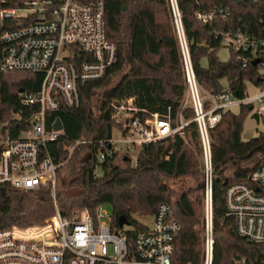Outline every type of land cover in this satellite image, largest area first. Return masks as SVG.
Wrapping results in <instances>:
<instances>
[{
  "label": "trees",
  "instance_id": "1",
  "mask_svg": "<svg viewBox=\"0 0 264 264\" xmlns=\"http://www.w3.org/2000/svg\"><path fill=\"white\" fill-rule=\"evenodd\" d=\"M23 0H0L1 6H18ZM192 67L199 85L218 92L226 83L238 97L246 94L249 81L260 84L259 65L244 66L230 52L226 61L219 60L218 40L210 27L197 21L195 11L215 5H229L233 20L240 18L252 32L264 4L247 5L235 0H177ZM105 34L116 46V60L103 78L79 85L80 104L46 114V126L60 119L62 132L46 144L58 171H66L75 185L73 191H55L59 212L72 217L87 209L95 214L101 204L111 208L110 225L118 227L119 216H125L136 229L143 228L134 215H152L160 203H168L180 224L171 254L172 264H203L204 212L203 163L197 125L190 121L193 110L184 105L186 89L181 51L173 25L168 0H104ZM8 25L0 23V33ZM2 43L0 41V57ZM205 59V64H203ZM117 75L109 92L96 97L95 90ZM43 73L0 71V153L6 136L18 138L31 127L29 119L37 104L25 105L20 91L34 93ZM129 110L127 111V109ZM143 115L158 113L169 116L176 127L181 115L189 121L181 133L175 132L157 141L143 144L135 157L123 164L114 157L99 164L94 175L99 140L108 138L118 125V110ZM251 105L225 111L209 129L212 162V233L211 264H232L239 257L244 264H264V243L248 240L236 233L234 217L228 213L224 191L230 183L246 181L249 172L264 161L263 129L243 140V122ZM256 119L259 116L252 114ZM78 139L91 140L76 147L71 157L67 147ZM244 169V170H243ZM66 180H62L65 183ZM55 212L49 186L20 190L0 182V229L13 225L24 227L41 224Z\"/></svg>",
  "mask_w": 264,
  "mask_h": 264
},
{
  "label": "built area",
  "instance_id": "2",
  "mask_svg": "<svg viewBox=\"0 0 264 264\" xmlns=\"http://www.w3.org/2000/svg\"><path fill=\"white\" fill-rule=\"evenodd\" d=\"M247 5L264 4V0H235ZM184 70L186 89L184 105L193 110L202 149L204 194V259L212 263V162L209 129L225 111L258 102L256 114L264 117V12L252 32L240 18L233 20L229 5H215L195 11L197 21L210 27L219 47L236 54L244 66L259 59V92L238 97L228 86L220 91L204 90L196 80L182 15L177 0H168ZM104 0H23L18 6H1L0 23L8 25L0 33L2 43L0 71L43 73L34 93L20 91L25 105L37 104L31 115V127L18 138L6 136L0 153V182L20 190L49 186L55 212L41 224L10 226L0 229V264H172L171 254L180 224L168 203H160L152 224L136 229L131 224L112 228L110 215L98 207L95 214L87 209L72 217L63 216L55 200V164L46 151L48 141L62 130L48 129L46 114L80 104L79 85L101 79L116 60V46L106 38ZM129 108L127 109V111ZM118 110V125L111 135L99 140L94 175L99 164L114 157L116 161L131 157L146 143L165 138L181 130L189 121L180 115L173 127L169 116L158 113L132 115ZM54 123V121H53ZM52 123V125H53ZM91 140H74L68 147L66 161L79 145ZM257 189V190H256ZM225 205L234 217L236 233L250 241L264 243V161L249 172L246 181L230 183L224 191ZM127 226V227H125ZM232 264H244L234 257Z\"/></svg>",
  "mask_w": 264,
  "mask_h": 264
},
{
  "label": "rangeland",
  "instance_id": "3",
  "mask_svg": "<svg viewBox=\"0 0 264 264\" xmlns=\"http://www.w3.org/2000/svg\"><path fill=\"white\" fill-rule=\"evenodd\" d=\"M217 56L219 58V60L221 61H226L229 56L230 53L229 51L224 48V47H219L218 51H217ZM203 64H205V59H203ZM261 70L264 72V67H261ZM117 75L113 76L110 79V82L108 83V85L103 86V87H99L95 90L96 92V97H101L104 93L106 94L107 92H109V89L111 88V86L113 85V83L116 81ZM224 85L226 86V83L223 82ZM204 90L202 88V94H204ZM245 90H246V96H253L255 94H257L259 92V87L249 81L246 82V86H245ZM185 99V97H184ZM259 106L258 102L254 103V108L251 110V112L245 117L244 122H243V131L241 134V138L243 140H248L250 137H254L257 135V132L263 129V120L262 118L259 116L258 119H256L252 114L256 113V109ZM238 110V108H234V111L236 112ZM120 111H123L122 109H120ZM122 115H124V112H122ZM23 136L27 135L26 133L22 134ZM137 152H133L131 154V158L135 157ZM116 163L122 165L123 161H121L119 158L116 160ZM62 180H66L65 183H62ZM55 191L57 189H62L65 192H69V191H73L75 189V185L73 183H71L69 181V179H67V173L66 171H56L55 174ZM102 213H104L105 215H110L111 213V208L109 206V204L103 203L101 204L100 207ZM203 212H204V199H203ZM134 218L140 222L141 224L150 226L152 224V216L151 215H134ZM127 227V226H125Z\"/></svg>",
  "mask_w": 264,
  "mask_h": 264
},
{
  "label": "water",
  "instance_id": "4",
  "mask_svg": "<svg viewBox=\"0 0 264 264\" xmlns=\"http://www.w3.org/2000/svg\"><path fill=\"white\" fill-rule=\"evenodd\" d=\"M259 61V59H256V60H254L252 63L254 64V65H256L257 64V62ZM110 82V79H108L106 82H105V85H108V83ZM235 95H236V93H234ZM52 127H53V129L54 130H63V125H62V122L60 121V119L59 118H57L55 121H54V123H53V125H52ZM244 170V169H243ZM257 190V189H256ZM128 223V221H127V219H126V217L125 216H119V218H118V225H119V227H121L123 224H127Z\"/></svg>",
  "mask_w": 264,
  "mask_h": 264
}]
</instances>
